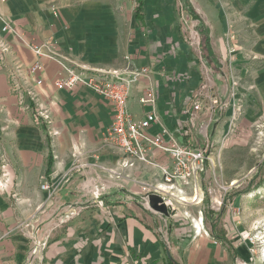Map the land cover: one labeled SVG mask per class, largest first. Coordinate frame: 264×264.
<instances>
[{"label":"crops","instance_id":"1","mask_svg":"<svg viewBox=\"0 0 264 264\" xmlns=\"http://www.w3.org/2000/svg\"><path fill=\"white\" fill-rule=\"evenodd\" d=\"M201 23L209 32L208 59L198 46ZM0 41L10 48L0 53V156L9 176L0 189V264H252L242 251L247 230L236 206L210 201L205 208L198 180L167 190L177 199L197 193L171 214L143 200L145 185L165 187L161 168L169 156L155 151L153 165L123 167L126 161L103 145L113 115L108 100L80 85L56 89L66 73L41 58L34 77L42 81L40 101L52 110L57 135L50 137L19 110L8 72L33 64V46L92 70L146 69L130 92L134 116L153 112L158 121L150 134L199 145L185 111L199 93L203 65L218 70L217 96L228 94L234 75L239 95L264 100V0H143L140 20L135 0H0ZM148 90L155 102L142 105ZM225 109L197 116L213 119ZM43 181L49 192L40 189Z\"/></svg>","mask_w":264,"mask_h":264},{"label":"built area","instance_id":"2","mask_svg":"<svg viewBox=\"0 0 264 264\" xmlns=\"http://www.w3.org/2000/svg\"><path fill=\"white\" fill-rule=\"evenodd\" d=\"M3 32H8V26L2 27ZM199 46V45H198ZM9 45L0 41V53L4 56L9 52ZM32 52L35 55V61L27 68H21L16 65L8 72L9 86L14 94L19 110L31 115L33 122L47 131L50 137H55L57 133L51 129L52 110L49 104H43L40 101L38 87H41L42 81L34 77L41 69V58H50L61 65L66 73V77L58 78L54 81L56 89L72 88L76 85L83 86L93 93L102 96L108 100L113 109V115L110 125L103 132V145L115 151L126 161L122 163L123 167H130L137 163L153 165L151 156L155 151H160L169 156L170 163L166 168H161L163 185L170 190L177 184L190 185L195 184L204 173L209 163V128L212 118L199 119L197 114L206 112L212 113L213 106L222 109L224 104L215 94L212 85H210L209 72L203 65L202 83L199 85V93L191 101L190 107L185 114L192 128H195L198 135L202 137L204 145L179 142L173 134L160 132L152 135L150 128L158 121V117L153 112H146L141 118H136L130 109V92L136 84L140 75L147 72L146 69L132 70H92L85 67H78L75 64L66 62L62 58L54 55L52 51L42 46H33ZM232 54V50L228 52ZM125 59L131 62L129 56ZM229 62V61H227ZM231 88L235 89L238 81L234 75L229 76ZM140 104H154L155 98L150 90L140 97ZM167 134V140L164 135ZM0 189H5L8 185L7 161L0 156ZM42 191L49 192V186L45 181L40 184ZM144 192L143 200L149 204V196L156 195L162 198L165 205L173 209V205L164 190L160 186L145 185L142 188ZM101 205V203H98ZM222 200L213 202L212 207L220 208ZM127 264V263H121ZM143 264V263H142Z\"/></svg>","mask_w":264,"mask_h":264},{"label":"rangeland","instance_id":"3","mask_svg":"<svg viewBox=\"0 0 264 264\" xmlns=\"http://www.w3.org/2000/svg\"><path fill=\"white\" fill-rule=\"evenodd\" d=\"M206 67L210 85L215 87L212 77L216 76L218 70L211 69L208 65ZM220 84L217 83V87ZM227 93H217L226 109L221 116H214L212 119L208 134L210 161L196 184L204 192L205 208L209 207L210 201L220 200V209L225 205L236 206V218L247 230L246 237L241 240L244 257L252 264H264V100L255 97L253 101L245 94L239 95L236 89H229ZM230 108L231 113L229 111L226 114ZM194 136L202 147V137L198 133H194ZM191 185L193 186H188ZM196 194L194 198L183 194L180 197H185L190 202L197 198ZM234 194L236 198L233 203L231 200ZM166 199L173 204V211L182 204L170 195ZM193 202L195 204L198 201Z\"/></svg>","mask_w":264,"mask_h":264},{"label":"trees","instance_id":"4","mask_svg":"<svg viewBox=\"0 0 264 264\" xmlns=\"http://www.w3.org/2000/svg\"><path fill=\"white\" fill-rule=\"evenodd\" d=\"M143 15V0H135V17L137 20H140ZM197 32L199 34V50L201 52V57L203 59H208V55L210 54L209 48V32L208 29L205 28L202 23L197 27ZM52 159L49 156L47 162V174L49 172L51 166ZM165 264H176L172 259H167Z\"/></svg>","mask_w":264,"mask_h":264},{"label":"water","instance_id":"5","mask_svg":"<svg viewBox=\"0 0 264 264\" xmlns=\"http://www.w3.org/2000/svg\"><path fill=\"white\" fill-rule=\"evenodd\" d=\"M149 205L150 207L161 214H171L173 209L170 206H167L163 203L162 198L156 195H150L149 196ZM168 258H170L169 253H167Z\"/></svg>","mask_w":264,"mask_h":264},{"label":"bare ground","instance_id":"6","mask_svg":"<svg viewBox=\"0 0 264 264\" xmlns=\"http://www.w3.org/2000/svg\"><path fill=\"white\" fill-rule=\"evenodd\" d=\"M161 188V190H164V192L165 193H167L168 195H170V191H167L168 190V188L165 186V187H160ZM174 188V187H173ZM173 188H171V189H173ZM177 200H179L180 202L182 201V202H185V201H187V199H185V198H178ZM240 264H244V263H240Z\"/></svg>","mask_w":264,"mask_h":264}]
</instances>
